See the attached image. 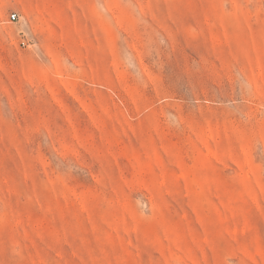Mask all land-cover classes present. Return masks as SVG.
<instances>
[{
    "label": "rangeland",
    "instance_id": "obj_1",
    "mask_svg": "<svg viewBox=\"0 0 264 264\" xmlns=\"http://www.w3.org/2000/svg\"><path fill=\"white\" fill-rule=\"evenodd\" d=\"M0 264H264V0H0Z\"/></svg>",
    "mask_w": 264,
    "mask_h": 264
},
{
    "label": "built area",
    "instance_id": "obj_2",
    "mask_svg": "<svg viewBox=\"0 0 264 264\" xmlns=\"http://www.w3.org/2000/svg\"><path fill=\"white\" fill-rule=\"evenodd\" d=\"M16 17H17V14L16 13L13 12V13L10 14V18L11 19H15Z\"/></svg>",
    "mask_w": 264,
    "mask_h": 264
}]
</instances>
